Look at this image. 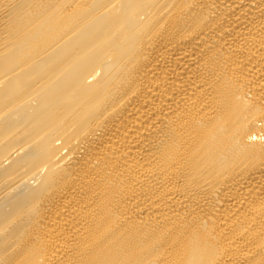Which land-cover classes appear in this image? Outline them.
<instances>
[{
    "label": "bare ground",
    "instance_id": "bare-ground-1",
    "mask_svg": "<svg viewBox=\"0 0 264 264\" xmlns=\"http://www.w3.org/2000/svg\"><path fill=\"white\" fill-rule=\"evenodd\" d=\"M0 264H264V0H0Z\"/></svg>",
    "mask_w": 264,
    "mask_h": 264
}]
</instances>
